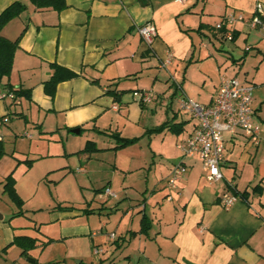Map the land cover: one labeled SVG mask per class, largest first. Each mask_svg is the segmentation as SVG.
I'll return each instance as SVG.
<instances>
[{
	"label": "crops",
	"instance_id": "1",
	"mask_svg": "<svg viewBox=\"0 0 264 264\" xmlns=\"http://www.w3.org/2000/svg\"><path fill=\"white\" fill-rule=\"evenodd\" d=\"M17 1L26 10L9 22L1 35L10 41L19 39V47L12 72L0 86L2 91L11 87L29 93L30 98L19 96L21 102L17 107L0 101V117L9 115L13 119L14 113L28 122V116L33 120L37 113L44 115V125L51 117H63L72 134L76 135V129L81 134L89 126V131L101 138L103 146L97 149L104 153L92 154L90 161L115 155V162L101 171L91 168L90 161L88 168L79 170L87 175L90 185L97 187L96 197H105L103 209L115 212L101 223L99 233H88L92 239L114 223L110 239L120 240L118 249L126 247L127 252L138 253L139 264H264V30L253 29L246 22L225 24L236 33L229 47L224 42L230 41L216 29L228 15L251 19L259 3L263 5L264 20V0H66L67 7L62 11L38 9L32 0H0V15ZM147 23L157 31L152 46L138 32ZM224 54L228 58L223 62ZM170 56L171 64L162 68L161 63ZM213 60L218 63V83L210 90L204 81L198 89L194 84V67L202 68V74L209 77L202 66ZM51 64L80 74L59 84L54 100L44 92V83L52 76ZM144 77L153 79L151 90L164 77L173 96L167 99L160 94L151 103L141 102L134 94L147 90L143 88L147 87L142 82ZM224 77L252 85L253 120L260 128L262 142L254 146L242 132L224 133V179L211 183L199 157H181L178 144L194 131L196 121L185 112L187 118H181V109L174 110V99L184 94L209 105ZM130 82L135 86H127ZM178 85L182 91H178ZM108 90H115L119 100L107 94ZM203 91H207L206 102L198 100ZM162 105L166 107V119L143 128L139 137L125 135L119 121L114 122L107 111L121 114L124 125L139 128L145 110L155 106V113ZM169 109L174 112L172 117ZM167 121L178 127L176 132L148 134ZM49 124L47 130L51 133L50 121ZM113 134L138 140L115 150L118 144ZM91 135L87 142L98 145L100 139ZM4 141L1 134L0 142ZM15 157V152H6L1 159L0 179L12 175L17 167ZM179 160L187 166V172L173 187L169 178ZM90 172L97 176L94 180L90 179ZM3 184L0 180V189ZM259 184L263 186L262 195L239 198L230 209L222 207L221 198L231 193L232 187L251 192ZM107 189L117 197L107 196ZM4 209L0 202V213L4 215L0 222H5ZM11 216L7 229L0 223V231L5 235L4 246H0V264H22V256L30 253L23 255V250L14 244L16 237L27 235L22 234L23 228L13 226L16 213ZM10 246L20 249L19 258L10 257ZM126 258L131 260V256ZM101 261L111 263L110 258Z\"/></svg>",
	"mask_w": 264,
	"mask_h": 264
},
{
	"label": "rangeland",
	"instance_id": "2",
	"mask_svg": "<svg viewBox=\"0 0 264 264\" xmlns=\"http://www.w3.org/2000/svg\"><path fill=\"white\" fill-rule=\"evenodd\" d=\"M224 43L229 47L233 44L226 41ZM225 55L221 57L223 62L228 58ZM202 67L204 71L207 70L209 77L202 74V68L194 67V84L199 89L205 81L206 89L211 90L212 86L217 84L219 80L216 76L218 63L213 60L203 64ZM160 79L156 89L151 90L153 79L144 77L142 82L147 87L143 88L147 89L146 91L149 90L148 92L154 98L161 94V97H168L167 99H169L173 96V91L166 86L164 77ZM170 82L174 81L170 79ZM129 85L135 86V83L130 82L127 86ZM0 89L4 90L1 86ZM164 92L165 94H162ZM203 92L202 97H198L200 102L207 101V91ZM180 100L181 97L174 99L175 111L180 110ZM3 103L9 104V107L11 105L13 107L19 106L13 104L11 100H4ZM153 107L145 110L139 128H134L128 125L129 123L124 125L125 120L121 118V114H113L110 109L107 111L108 116L112 117L114 122L119 121L120 130L125 135L139 137L143 134L144 129L151 128L152 125L166 119L165 106H158L159 108H156L155 113L152 112ZM169 113L171 117L174 114L171 109H169ZM8 116L2 119L0 117V135L3 134L5 137L3 144L6 150L5 155L6 152L10 155L15 152L17 167L15 170L13 169L12 175L15 185L17 182L15 188L18 191L17 189L16 191L19 196H22L20 198L23 202L21 205L15 203L5 192V185L9 176L0 179L4 183L0 189V202L5 208V222L0 223L7 229L10 226L11 213L15 212L17 217L13 226L23 228L24 233L22 234L24 235L40 238L36 247L30 250L29 255L22 256V264H99L101 259L108 258H110V264H139L138 253L134 254L131 251L130 254L126 247H119L118 249L116 245L120 240L117 239L114 242L110 239L109 234L115 230L114 223L104 229L103 234H99L94 239L88 234L89 232L99 233L101 223L106 222L112 212V210L103 209V203L106 202L104 201L105 197L102 195V197L97 198L96 196H99L98 191H95L97 187L90 185L87 181V175L79 171L81 167L88 168L87 164L92 154L104 153L99 149L95 150L94 146H87L89 143L87 140L92 137L91 134L96 135L95 139H100L98 145L95 144L96 147L103 146L98 134L90 132L89 126H86L81 134H72V129L68 127L63 117H51V120H47L46 125H44V115L40 117L37 113H35L33 120H31V116H28V122L24 121V118L18 119L14 113L13 119ZM180 117L187 118V115L181 111ZM49 121L51 122V133L47 130L50 126ZM56 124H59V127ZM15 132L17 134L26 132V135L19 136ZM135 149V151L138 150L137 147ZM101 158L97 159L96 157L90 161L92 162L91 168L101 171L104 167H109L115 162V155L111 156L110 159L108 157ZM6 160L10 159L6 158ZM180 160L177 163H180ZM258 161L257 159L254 164H257ZM90 174L91 172L89 177L92 180L97 177ZM101 177L103 178V175ZM112 201L115 202L114 199H110V202ZM1 216H4L3 212L0 213V218ZM4 237L3 231H0L1 247L5 243ZM44 241L48 243L45 244ZM8 249H11V258H19L20 249L17 246L7 247ZM95 250H98L99 253L95 254ZM127 256H131V260H128Z\"/></svg>",
	"mask_w": 264,
	"mask_h": 264
},
{
	"label": "built area",
	"instance_id": "3",
	"mask_svg": "<svg viewBox=\"0 0 264 264\" xmlns=\"http://www.w3.org/2000/svg\"><path fill=\"white\" fill-rule=\"evenodd\" d=\"M235 22H246L253 29L264 30L263 5L261 3L257 5L256 13L251 19L242 15L226 16L223 22L216 25V29L220 31L225 27V24L231 26ZM138 32L143 41L148 46H152L157 36L155 27L147 23L140 26ZM223 37L231 42L233 40L232 30L227 28ZM171 59L170 56L169 59L161 63V67L166 68L171 64ZM173 80L175 81V78ZM178 91H182L180 85H178ZM134 96L143 103H151L155 99L148 91L136 92ZM179 97H181V111L190 115L196 121V126L194 131L178 144V148L183 157L200 158L203 172L209 182H219L224 179L221 171L226 151L224 133L242 132L254 146L261 144V131L253 120L252 85L241 82L234 77H224L218 93L209 105L200 104L184 94H180ZM7 99L11 100L13 104L19 105L21 102L14 91H2L0 89V101ZM186 172L187 166L183 163L175 165L169 178V184L175 187ZM105 194L114 198L117 197L110 189H107ZM238 200L239 198L232 193H226L221 198V205L224 209H230ZM95 253L98 254V250Z\"/></svg>",
	"mask_w": 264,
	"mask_h": 264
},
{
	"label": "trees",
	"instance_id": "4",
	"mask_svg": "<svg viewBox=\"0 0 264 264\" xmlns=\"http://www.w3.org/2000/svg\"><path fill=\"white\" fill-rule=\"evenodd\" d=\"M36 8L38 9H54L57 11H62L67 7L66 0H32ZM26 10V6L23 5L21 2H15L12 4L9 8H7L1 15H0V84H2V81L4 78H7L10 76L13 64H14V57L15 53L19 47V39L16 41H10L4 36L1 35L3 28L11 22L13 19L21 16L23 12ZM220 32L224 35L227 32V27L225 26ZM233 33V32H232ZM236 38V33H233V40ZM52 69V76L50 80L44 83V92L47 96H49L52 100H54L57 92V88L59 84L63 82L70 81L74 78H77L80 76V74L67 69L65 67H62L58 64H51ZM11 91H14L17 97L23 96L26 98H30L29 93L21 92L20 90H15L11 87H9ZM107 94L113 96L115 100H119L118 93L115 90H108ZM178 127H176L175 124L172 123V121H167L163 123L161 126L151 129L148 131V134H158L165 131H172L176 132ZM112 137L116 139V142L118 146L116 149H121L129 146L130 144H134L137 142L138 139H126L120 137L119 134H113ZM87 146H94L95 150H97V147L94 143L89 142ZM5 155V149L2 142H0V159ZM231 193L238 198H241L243 200H247L248 197L251 194L255 195H262L263 194V186L256 185L252 188L251 192L244 191L240 192L235 187L231 188ZM5 192L8 193V195L11 197V199L17 203L22 204V199L18 195L16 188H15V180L13 175H10L7 178V184L5 185ZM146 227V226H145ZM37 239L27 237V236H21L16 237L14 240V244L19 246L23 250V255H26L32 248L36 247ZM105 261H101L99 264H104Z\"/></svg>",
	"mask_w": 264,
	"mask_h": 264
},
{
	"label": "water",
	"instance_id": "5",
	"mask_svg": "<svg viewBox=\"0 0 264 264\" xmlns=\"http://www.w3.org/2000/svg\"><path fill=\"white\" fill-rule=\"evenodd\" d=\"M73 133L79 134L80 133V129H76L73 131ZM34 262V261H33Z\"/></svg>",
	"mask_w": 264,
	"mask_h": 264
}]
</instances>
